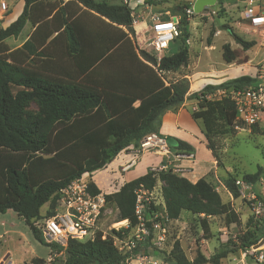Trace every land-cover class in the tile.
Segmentation results:
<instances>
[{
    "label": "trees",
    "instance_id": "trees-1",
    "mask_svg": "<svg viewBox=\"0 0 264 264\" xmlns=\"http://www.w3.org/2000/svg\"><path fill=\"white\" fill-rule=\"evenodd\" d=\"M190 8L178 14L177 52L158 62L144 50L131 58L127 54L125 45L130 46L134 36L133 10L122 0H24L22 13L0 30V214L10 210L32 224L42 218L40 209L49 203L52 212L44 216H52L61 189L84 174L102 170L148 134L163 136L156 126L160 117L169 110L176 111L186 100L197 101L198 110L191 112V118L202 122V133L210 147V135L227 132L225 124L234 123L237 117L234 102L229 97L208 100L206 96L217 90L230 92L257 85L256 78L243 75L189 93L186 79L166 84L162 76L188 63L185 11ZM27 22L36 26L35 30L20 49L8 54L3 41L17 36ZM224 28L243 50L253 47L231 28ZM212 36L210 33L208 43ZM50 51L58 64L66 58L82 79L49 80L22 67L44 63L42 59ZM222 59L226 64L236 59L229 44L222 46ZM31 103L38 111L28 114ZM175 143L171 149L194 152L193 145L186 141L175 139ZM257 178L258 173L246 174L242 180L254 184ZM158 180L164 183L161 190L168 219L177 220L186 211L203 215L204 229L207 219L218 215H224L227 224H239L234 211L221 203L218 193L204 179L191 183L175 174L149 171L124 183L105 200L115 206L119 220L135 225L136 193L150 192ZM88 190L94 195L100 193L91 182ZM37 238L40 244L61 250ZM257 240L247 231L235 250H245ZM234 251L224 249L209 258L200 256L193 263L171 256L169 262L220 264ZM64 257L63 264H123L127 255L118 252L110 237L102 239L98 232L93 241H69ZM33 264L44 263L35 260Z\"/></svg>",
    "mask_w": 264,
    "mask_h": 264
},
{
    "label": "rangeland",
    "instance_id": "rangeland-1",
    "mask_svg": "<svg viewBox=\"0 0 264 264\" xmlns=\"http://www.w3.org/2000/svg\"><path fill=\"white\" fill-rule=\"evenodd\" d=\"M122 1L133 10L134 16L151 11L153 14L161 13V18L166 19L175 16L180 18L178 14H181L188 6L192 8L195 2V0ZM244 1L216 0L215 4L204 7L200 13L193 12L189 16L186 15L189 33L188 63L177 71L163 72L162 76L166 83L186 79L190 91L191 85L193 89H196L200 83L219 85L243 75L257 80L261 76L264 77V40L260 36V31L253 29L249 21L240 16L245 7L255 6V3L253 0ZM2 3L6 5V12L1 8ZM8 13L9 0H0V27L3 26ZM149 25L148 21L146 26ZM224 27L231 28L244 41L253 43V47L243 50ZM210 33H213V36L208 43ZM142 41L143 33H140L138 42L141 44ZM224 44H229L235 53L236 59L231 64H226L222 59ZM177 49L178 43H171L165 53L172 55L177 52ZM230 93L231 91L219 90L212 94L209 100H221L230 97ZM190 101H192V103L189 102L191 105H185L184 108L190 113L197 111V101ZM37 111L38 107L35 103L28 105V114ZM225 127L227 129L225 134L209 136L212 147L208 145L202 129L200 134L197 133L189 138L194 147L193 153L173 150L169 146L168 150L171 154L164 155L159 152L160 149L144 150L138 143L135 147L131 146L121 151L103 168L104 172L95 171L90 175L84 174L80 179L87 188L90 182L93 183L103 197L119 191L124 183L149 171L175 174L191 183L204 179L211 185L218 193L221 203L228 204L234 211L239 224H227L225 216L218 215L209 217L208 227L204 229L201 225L203 215L198 216L182 211L177 220L169 219L165 222L167 234L161 248L143 249L163 264H172L169 262L171 256H178L180 259L193 263L200 256L209 258L224 249L234 251L239 245V238L247 231L254 234L258 244L264 239V114L256 125H245L236 117L234 123L227 122ZM201 142L211 151V158L206 152L201 153V150L204 152ZM196 151V157H194ZM198 158L199 160L209 158V161H199ZM254 173H258L254 184L244 182V186L236 185L237 179L242 180L243 175ZM94 178L98 186L93 182ZM163 185L164 183L158 180L153 190L144 191L146 194L144 197L161 217L166 216L161 190ZM49 211L52 212V209L47 203L41 207L40 215L44 216ZM127 224V220H119L115 206L106 201L99 223V231L102 235L105 238L110 237L113 241V235H119L124 241L130 236L129 231L125 230ZM129 225H131L130 222ZM34 229L36 228L33 223H26L23 218L10 210L7 214H0V264L10 262L33 264L35 260H42L46 264L50 257L53 259V264L64 263L65 257H54L56 250L40 244L37 237L41 235L38 233V236ZM151 237L155 238V235L145 237L141 244L147 245ZM254 245L245 250L237 249L228 253L219 263L264 264V244L256 249ZM139 251L143 252L141 249Z\"/></svg>",
    "mask_w": 264,
    "mask_h": 264
},
{
    "label": "built area",
    "instance_id": "built-area-1",
    "mask_svg": "<svg viewBox=\"0 0 264 264\" xmlns=\"http://www.w3.org/2000/svg\"><path fill=\"white\" fill-rule=\"evenodd\" d=\"M1 8L5 10L6 5L2 3ZM185 12L187 16L193 14L192 8L187 9ZM242 18L249 21V25L253 29L260 31V36L264 40V12L257 11L250 5L244 8ZM137 23L138 18L132 15L131 27L134 28ZM179 34V17L175 16L166 20L160 16L151 15L150 25L143 31V41L141 44L139 43V48L154 55L159 62L166 55L165 52L170 44L175 43ZM211 95H207L206 99H211ZM229 95V98L234 102L238 120L248 126L256 125L260 121L264 114L263 76L259 77L257 85L231 91ZM141 147L144 150L154 148L169 152L166 137L153 134L142 139ZM235 183L238 186H244L245 184L243 180L238 179ZM145 192L139 190L136 193L134 208L136 224L132 227L127 220L128 224L125 227L130 236L123 241L121 236L113 235V245L119 253L127 255L123 264H163L158 258L144 252L143 249L150 247L158 249L163 246L167 234L165 222L169 219L167 215L161 217L155 211L144 197ZM58 194L54 214L50 217L42 216V218L34 220L33 225L45 243L56 244L61 247V250L55 253L54 257H64L69 241L87 242L95 239L97 233L100 232L99 223L106 207V200L100 194H92L81 179L72 181L61 189ZM150 235H155V238L151 237L147 245H142L141 242ZM102 239H105V236L102 235ZM139 249L143 252H138ZM46 264H53L52 257L48 259Z\"/></svg>",
    "mask_w": 264,
    "mask_h": 264
},
{
    "label": "crops",
    "instance_id": "crops-1",
    "mask_svg": "<svg viewBox=\"0 0 264 264\" xmlns=\"http://www.w3.org/2000/svg\"><path fill=\"white\" fill-rule=\"evenodd\" d=\"M255 3V6H253L257 11L264 12V0H253ZM246 2V1H244ZM24 7V0H9V13L8 16L3 21V26L0 27L1 29L7 28L11 23H13L17 17L22 13ZM135 8V7H134ZM7 9H5L6 12ZM243 13V12H242ZM242 13H240V16H242ZM156 15L162 17L161 13L159 14H153L151 11H147L145 13L141 12L139 13L136 18H138V23L133 28L134 30V36L131 38V45H125V49L127 54L130 55V58L133 53L138 54L139 48V42L138 37L140 33H143V31L146 29V23L150 22V16ZM163 17L162 19H164ZM36 26L31 25L29 22H27L21 32L17 36H11L6 38L3 43L8 48L7 53H11L17 49H20L30 38L31 34L35 30ZM124 30V29H123ZM55 35H53L50 39H52ZM49 42V40H48ZM52 47V46H51ZM50 47V48H51ZM52 50V48H51ZM49 54L48 57H44L42 60L44 63L36 62L34 65L26 66L25 64L22 65L23 68L30 71L34 75H37L42 78H46L49 80L52 79H61V80H70L71 78L76 79L77 81H80L82 79V76L78 74V72L73 69V67L69 66L67 63V59L63 57L61 63H57L55 60V57L52 56V51ZM54 55V54H53ZM166 83V82H165ZM167 84V83H166ZM205 85L203 83L198 84V87L196 89L192 88L189 91V93H193L196 91H199L202 89ZM192 101L186 100L181 107H179L176 111L175 110H169L166 113H164L160 117V123L157 124V130L160 134H162L164 137H172L175 141V139L183 140L191 144L189 141L190 137H194L197 133L200 134V129H203L202 122L200 120L194 121L191 118V113L188 112L187 109H185V105H191L189 103ZM153 135H157L155 133H151ZM148 134V135H151ZM142 140L139 141L141 144ZM201 145L203 146L202 149L204 152L202 154H206L211 158V151L201 142ZM131 147V146H130ZM197 151L194 153V157H196ZM206 159V158H205ZM199 160V158L197 159ZM199 161H209L208 160H199ZM105 170H99L98 172H104ZM93 182L98 186L97 181L95 178L93 179ZM128 182V181H127ZM100 188V187H99ZM9 211H7L5 214H7Z\"/></svg>",
    "mask_w": 264,
    "mask_h": 264
},
{
    "label": "water",
    "instance_id": "water-1",
    "mask_svg": "<svg viewBox=\"0 0 264 264\" xmlns=\"http://www.w3.org/2000/svg\"><path fill=\"white\" fill-rule=\"evenodd\" d=\"M215 2L216 0H195V2L192 5V10L195 14L200 13L201 11H203L204 7L213 5L215 4ZM166 142L171 147H174L176 145L172 137H166ZM262 244H264V239L261 240L258 244L254 245V248L256 249L260 247Z\"/></svg>",
    "mask_w": 264,
    "mask_h": 264
},
{
    "label": "bare ground",
    "instance_id": "bare-ground-1",
    "mask_svg": "<svg viewBox=\"0 0 264 264\" xmlns=\"http://www.w3.org/2000/svg\"><path fill=\"white\" fill-rule=\"evenodd\" d=\"M159 152H161V153L164 154V155H168V154H169V152L164 151V150H159Z\"/></svg>",
    "mask_w": 264,
    "mask_h": 264
}]
</instances>
